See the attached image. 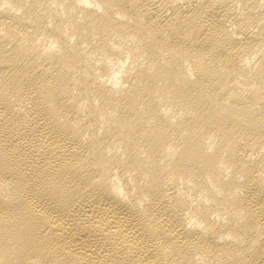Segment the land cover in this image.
Segmentation results:
<instances>
[{
  "label": "bare ground",
  "instance_id": "obj_1",
  "mask_svg": "<svg viewBox=\"0 0 264 264\" xmlns=\"http://www.w3.org/2000/svg\"><path fill=\"white\" fill-rule=\"evenodd\" d=\"M0 264H264V0H0Z\"/></svg>",
  "mask_w": 264,
  "mask_h": 264
}]
</instances>
